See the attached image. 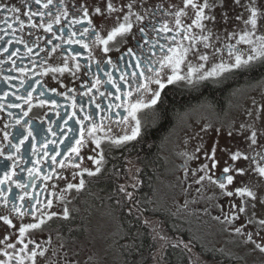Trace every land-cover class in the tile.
Listing matches in <instances>:
<instances>
[{"label": "snow or ice", "instance_id": "1", "mask_svg": "<svg viewBox=\"0 0 264 264\" xmlns=\"http://www.w3.org/2000/svg\"><path fill=\"white\" fill-rule=\"evenodd\" d=\"M0 13V81L8 86L0 95V112L7 113L0 117V132L8 142L0 143V157L13 161L0 176V264H38V258L40 264H98L71 227L65 229L67 236L57 232L54 249L51 233L41 242L33 234L43 233L49 222L73 223V212L79 210L70 209L69 196L92 183L85 176L102 177L113 152L122 154L143 141L146 128L140 113L162 109L169 86L197 87L228 76L264 73V0H20V6L0 2ZM45 77L58 87L49 88ZM65 77L76 86L69 87ZM49 93L64 102L49 98ZM253 105L256 115L249 110L250 121L226 128L203 126L201 132L212 129L216 139L210 148L201 143L185 153L179 179L186 192L194 189L202 198L217 201L219 214L213 219L264 264V121L258 123L264 104ZM45 106L60 118L56 123L62 121L63 129L54 131L50 122L53 138L45 136L39 147L32 144L36 159L22 169L30 183L13 179L15 160L23 159L16 153L30 137L36 140L29 113ZM17 125L27 134L13 143L6 129ZM114 125L122 134H113ZM6 148L15 151L6 154ZM85 160L92 166H82ZM191 160L202 162L190 168ZM69 170L70 180L64 175ZM112 170L119 174L115 164ZM55 181H64V187ZM142 183L133 174L131 182L118 184L109 197L115 209L126 210L128 233L131 222L142 219L137 195ZM13 185L21 191L14 194ZM209 190L212 195L204 196ZM160 238L168 240L166 235ZM177 244L188 248L182 240ZM50 256L57 257L55 262ZM243 259L247 264V257Z\"/></svg>", "mask_w": 264, "mask_h": 264}, {"label": "flooded vegetation", "instance_id": "2", "mask_svg": "<svg viewBox=\"0 0 264 264\" xmlns=\"http://www.w3.org/2000/svg\"><path fill=\"white\" fill-rule=\"evenodd\" d=\"M0 2L15 3L20 6V0H0ZM2 15L3 13H0V16ZM121 50L123 51V48ZM112 55L115 58L116 53ZM7 67L9 65L5 66L4 74L6 75L8 74ZM12 75L18 74L12 73ZM237 76L208 81L197 87L181 84L175 87L169 86L165 89L166 95H162V99H165L171 91L185 92L188 95L201 91L206 87L214 88L230 83V89L223 104L217 103L211 95L201 94L175 111L171 121L163 126L156 143L152 137L147 139L145 133L143 141L135 144V147L130 145L128 149L122 150V154L121 152H113L114 159L107 165L108 171L99 179L85 176V179H91L92 183L83 192H73L69 196L70 209L79 210L73 212L75 216L73 223L67 225L66 222L59 220L55 223L49 222L51 227L45 228L43 233L35 232L33 238L41 242L47 237L48 233H51L54 249L57 232H63L67 236L69 233L65 229L71 227L78 233V239L84 251L93 253L98 264H201L202 261L209 258H219L220 264H245L244 257H247V263H249L248 259H260L259 255H248L247 250L242 247L240 240L236 237L227 241L224 246L219 245L216 240L221 237V234H230V232L225 231L213 219L214 216L219 214V209L214 206L217 201L202 198L194 189H189L186 192L182 181L179 179L183 172L182 165L186 159L185 153L194 152L196 146L201 143L210 148L214 139H216V133L212 129L226 128L233 124L232 122L238 119H234V116L241 109L243 111L237 117L250 121L251 118L247 116V112L253 105V100H256V97L252 96V90L254 92L258 90L255 85L263 80L264 73L243 79H237ZM44 82L49 88L58 87L50 77H45ZM64 82L69 87L76 86L67 77L64 78ZM16 83L18 84L19 81H16ZM7 88L8 86L0 81V95ZM246 89L250 91L251 97L244 96ZM59 90L63 91V89ZM19 92L22 94L24 89H19ZM49 98H54L61 103L64 102L62 97L52 93H49ZM246 98L251 99L248 101ZM9 99L12 102L23 103L22 101H15L14 97ZM33 103H35V99ZM255 103L257 105L264 104V97L258 98ZM24 107L27 110V105ZM9 110L17 115L21 114L20 109ZM253 115H256L255 108ZM0 117H7V113L0 112ZM29 117L33 118L32 126L36 140L33 141L30 137L29 140L25 141L20 152L16 153L17 157L23 154V159L15 160L17 176L13 177V179H20L27 183H30L27 172L22 171V169L32 167L36 159L31 155L32 144L36 143L39 147L45 136L53 138L48 131L50 122L54 131L59 133L63 129L62 121L59 124L56 123L60 118L57 117L54 111H49V106L44 108L34 107L29 113ZM29 117H25L24 120L27 121ZM140 119L147 132L150 127L156 124L157 110L143 111L140 113ZM261 121H264V113L260 114L258 123ZM4 122L7 123V119ZM68 123L71 125L74 124V121ZM205 125L212 126V129L207 133L201 132V128ZM2 127L3 125H0V128ZM6 130L10 132L13 143H18L23 135L27 134V129L21 128L19 125ZM64 131L66 132V129ZM112 131L116 135L122 134L115 125ZM55 138L59 139L60 137ZM225 140L226 138L222 137L220 143H225ZM145 141H147V145H144ZM151 142L154 143L156 151L153 158L148 157V146ZM0 143H8L3 139L2 132H0ZM9 150L15 151V149L6 148V154ZM58 159L60 158L58 157ZM24 160L29 162L25 164ZM201 162L202 160H191L188 161V165L190 168H195ZM12 164L13 161L0 157V176H3L6 170L4 166L7 165L10 169ZM112 164L117 166L119 174H113ZM82 166L91 167L92 165L85 160ZM41 170H45L43 165H41ZM133 174L139 176V179L143 181L137 192L141 200L142 219L139 222H131L132 230L131 233H128L125 226L129 225L130 222L126 210L123 209V206L120 210L115 209L113 201L109 197L118 184L131 182ZM64 175L68 176L69 180L71 179L70 170L65 171ZM51 183L53 181L48 182L49 185ZM55 183L58 187L63 188L65 182L55 181ZM102 186L105 187L104 190L101 189ZM37 187L39 188V182ZM13 189L14 194L21 191L16 189L15 185H13ZM211 195V190L204 192L206 197ZM219 203L224 204L227 209L225 199H221ZM2 210L0 208V211ZM53 210H56L55 200ZM145 219L149 223H143ZM24 222H29V218H25ZM154 229H157L160 234L158 235ZM87 232H89L88 235L93 234L98 239L94 242L95 246L82 240ZM2 234L3 229H0V235ZM161 235H166L168 240H161ZM139 237L143 240V244L140 246L138 240H136ZM181 240L188 244V248H185L183 244H177V241ZM98 246L106 248L110 254L105 253L106 255L103 256L100 252L99 255L96 250L91 249V247L98 248ZM220 249L224 250L223 254ZM41 259L38 258V264H40ZM49 259L55 262L57 257L50 256Z\"/></svg>", "mask_w": 264, "mask_h": 264}, {"label": "trees", "instance_id": "3", "mask_svg": "<svg viewBox=\"0 0 264 264\" xmlns=\"http://www.w3.org/2000/svg\"><path fill=\"white\" fill-rule=\"evenodd\" d=\"M261 72L257 71L256 73H249L248 75L244 76H237V79H243V78H249L254 75H259ZM236 79V80H237ZM230 89V83L220 86V87H206L201 89V91L195 92L193 94H186L185 92H174L171 91L170 94L167 95L165 99H163V108L157 110V120L156 124H154L150 129L146 132L147 139L153 138V141L155 143L157 142V139L159 137V134L163 128V126L167 125L171 119L174 116L175 111L182 105H184L186 102H189L191 99H194L198 97L201 94H208L211 95L215 101L219 104H223L226 96ZM144 145H147V141ZM149 152L148 157L153 158L156 154L154 143H150L148 146ZM111 185V184H109ZM104 186L101 187V189L104 190ZM139 246L142 245L143 240L139 237L138 239ZM216 255V254H215Z\"/></svg>", "mask_w": 264, "mask_h": 264}, {"label": "rangeland", "instance_id": "4", "mask_svg": "<svg viewBox=\"0 0 264 264\" xmlns=\"http://www.w3.org/2000/svg\"><path fill=\"white\" fill-rule=\"evenodd\" d=\"M255 86H257V88L256 89H258L256 92H254L253 90H252V96H254V97H256V100H258V98H260V97H264V78H263V80H261L259 83H258V85L256 84ZM244 96H246V97H251V94H250V91H248L247 89L244 91ZM248 101H250V99L251 98H246ZM256 100H253V101H256ZM249 110H252L253 112H254V105H251V108L249 109ZM242 111H243V109H241V110H239V111H237V115L236 116H234V119H236V118H238V119H236L235 121H233L232 123H235L236 125H239V123L240 122H242V121H245V118H239V117H237L238 115L240 116V114L242 113ZM89 234V232H87V233H85L84 234V236H83V239L82 240H84V242H89V243H91L92 245H96L94 242L97 240L98 241V239H96V237L92 234V235H88ZM216 234V233H215ZM233 235H231V234H228V233H222L221 234V237L220 238H218V240H216L217 241V243L219 244V245H221V246H224L225 244H227V241H229V240H232L233 239ZM91 249H93V250H96V252L97 253H99V255H100V252H101V254L104 256V255H106L105 253H108V254H110L109 253V250H107L106 248H100L99 246H98V248L96 247V248H94V247H91ZM250 258V257H249ZM248 262L249 263H247V264H260V259H248Z\"/></svg>", "mask_w": 264, "mask_h": 264}]
</instances>
